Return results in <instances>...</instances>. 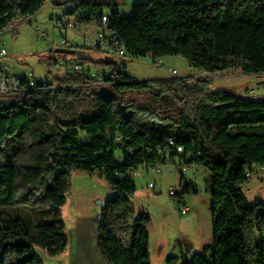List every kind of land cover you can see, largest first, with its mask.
<instances>
[{"label": "trees", "instance_id": "1", "mask_svg": "<svg viewBox=\"0 0 264 264\" xmlns=\"http://www.w3.org/2000/svg\"><path fill=\"white\" fill-rule=\"evenodd\" d=\"M46 1L0 0V33ZM72 4L79 24L108 14L129 58L182 57L210 76H264V0H149L133 6L130 17L115 3L63 5ZM80 61L111 66L121 79L95 87L77 75L57 76L55 92L31 91L10 106L0 97V208L46 207L53 216L30 233L22 219L0 212V264H45L37 249L52 257L67 251L62 210L78 172L99 175L114 192L98 215L107 264H152L150 217L136 210L133 176L144 165L168 164L212 173L214 242L181 264H264V203H250L244 192L248 171L264 167V96L215 89L208 76L137 82L113 60ZM130 92L148 93L158 109L128 101ZM167 107L177 108L175 116ZM180 184L179 200L197 193L185 175Z\"/></svg>", "mask_w": 264, "mask_h": 264}, {"label": "rangeland", "instance_id": "2", "mask_svg": "<svg viewBox=\"0 0 264 264\" xmlns=\"http://www.w3.org/2000/svg\"><path fill=\"white\" fill-rule=\"evenodd\" d=\"M67 1L69 0H47L35 16L20 20L1 32L0 51L4 49L8 55L0 57V65L16 76L25 77L33 74L37 81L55 85L56 77H61L63 73L59 66L54 65L55 59L69 60L78 53H83L90 57L114 60L126 75L137 82L187 78H194L196 81L208 76L215 89L219 85L220 82L215 81L214 76L198 73L182 57L162 60H154L151 57L113 58L90 50L85 44L84 35L87 29L94 31L93 27L61 29L59 26L58 18H64V14L71 6L63 5ZM148 1L96 0L105 6L110 3L118 4L121 14L126 17L131 16L136 3L146 4ZM105 11L109 12L108 6ZM69 18L74 22V19ZM90 66L95 70L112 68L95 64ZM231 84L233 83L223 82L222 85L231 87ZM242 84H244L243 88ZM254 84L251 80L235 82V89L241 87L239 95L257 99L258 95H249L246 90L250 85L255 86ZM126 98L128 101H137L140 105H149L158 109L157 102L148 93L130 92L127 93ZM1 99L5 100V98ZM164 110L167 116H175L174 111H177V108L168 110L167 107ZM177 164H180L179 161ZM161 169V173L148 174L140 171L133 176L138 188L134 203L137 212L146 213L150 217L148 230L152 264H181L183 254L186 260H189L195 253L201 252L203 247L214 242L210 190L212 173L204 166L194 165L188 168L185 177L193 182L197 193L184 195V201L191 212L182 216L179 211L181 205L177 203L178 197L170 196L171 190L181 193L183 189L180 184L181 168L168 164ZM150 185H153V188H150ZM244 192L250 203H264V173L254 176L244 187ZM112 195L114 192L99 175L91 176L82 172L73 175L68 204L62 210L67 227L68 249L64 254L56 257L37 249L45 264H107L98 246V215ZM0 212H6L15 219H22L30 233L34 232L38 223L53 221V216L46 207L38 209L2 207Z\"/></svg>", "mask_w": 264, "mask_h": 264}, {"label": "built area", "instance_id": "3", "mask_svg": "<svg viewBox=\"0 0 264 264\" xmlns=\"http://www.w3.org/2000/svg\"><path fill=\"white\" fill-rule=\"evenodd\" d=\"M80 15L79 11L73 10V4L68 8L67 13L64 14V18H58L59 26L61 29H80L82 27H93L94 31L91 29L85 30V44L86 46L93 51L104 53L113 58H127V51L123 43L118 39L117 36L109 29L110 17L108 14H103L102 16L94 17L90 24H79L77 22V17ZM71 17L74 19V22L70 20ZM66 41H64L65 44ZM8 55L7 51L2 49L0 51V57H6ZM114 61V60H113ZM54 65L60 67V70L63 71L62 76L67 75H77L78 77L90 82V84L95 87H105L112 84H116L120 81L121 75L114 68H107L102 70L93 69L90 64L83 63L82 61H77L74 59H55ZM61 74V73H60ZM61 76V75H60ZM51 89L56 91L58 87L56 85H50V83L44 81H37L33 74H29L25 77H19L14 74H11L5 67L0 65V97L5 98V100H16L18 96H21L25 93L31 91H37L40 89ZM254 91H251V94H254ZM173 145V143H171ZM178 153H182L183 149L181 147L177 148ZM176 167V164H173ZM191 166V165H190ZM190 166L181 165L177 166L181 169L179 170L181 175H185ZM162 166H142L136 173L140 171L143 173H161ZM264 173L263 166L253 167L248 171V177L250 179L258 174ZM153 188V185L149 186ZM170 196L176 197L177 193L174 190L170 191ZM177 203L181 205L180 214L186 216L191 212L190 207L187 206L184 199H177ZM99 202V201H98Z\"/></svg>", "mask_w": 264, "mask_h": 264}, {"label": "crops", "instance_id": "4", "mask_svg": "<svg viewBox=\"0 0 264 264\" xmlns=\"http://www.w3.org/2000/svg\"><path fill=\"white\" fill-rule=\"evenodd\" d=\"M136 4H138V3H136ZM118 7H119V5H118ZM95 56H97V55H95ZM84 58H91L95 62L96 61L105 60L103 58L90 57V56L85 55L83 53H78V55L75 56L73 59L74 60L75 59L80 60V59H84ZM214 77H215L214 78L215 81H217L218 83L220 82L219 85L216 86V89H218V88H235V82L236 83H240V82H243V81L251 80V81H253L255 83L254 84L255 86L250 85V87H248L246 90H248L249 92L254 91L255 92L254 95H258L259 97H263L264 96V76H257V77H254V76H245V75L241 74L239 71H231V72H221V73H218ZM223 82L224 83L225 82H230V83H233V84H231V87H224V85H222ZM241 87L243 88L244 87V84H242ZM241 87L237 88V90L239 91ZM183 260H186L185 254L182 255V262H183Z\"/></svg>", "mask_w": 264, "mask_h": 264}, {"label": "water", "instance_id": "5", "mask_svg": "<svg viewBox=\"0 0 264 264\" xmlns=\"http://www.w3.org/2000/svg\"><path fill=\"white\" fill-rule=\"evenodd\" d=\"M4 102L8 106L15 104V100H4Z\"/></svg>", "mask_w": 264, "mask_h": 264}]
</instances>
